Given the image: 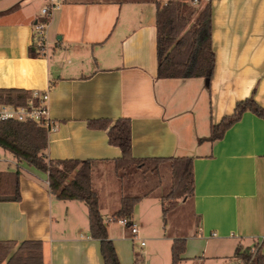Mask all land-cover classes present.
Listing matches in <instances>:
<instances>
[{"label":"crops","instance_id":"obj_1","mask_svg":"<svg viewBox=\"0 0 264 264\" xmlns=\"http://www.w3.org/2000/svg\"><path fill=\"white\" fill-rule=\"evenodd\" d=\"M37 1L0 0V90L49 92L58 131L48 135V159L113 164L121 150L89 122L129 119L134 158L194 160L195 194L173 203L166 224L163 204L146 197L133 213L135 238L108 232L120 263L172 264L178 239L187 241L179 264H246L237 249L256 244L264 255V120L247 112L223 140L203 141L238 103L253 97L264 108V0L204 1L216 56L208 88L157 77V3L167 0H64L39 57L31 55L39 54ZM14 161L1 163L21 168V200L0 203V240L42 242L45 264H104L87 206L58 200L47 174ZM121 197L120 205L99 199L107 225ZM141 234L152 247L141 241L137 253Z\"/></svg>","mask_w":264,"mask_h":264},{"label":"trees","instance_id":"obj_2","mask_svg":"<svg viewBox=\"0 0 264 264\" xmlns=\"http://www.w3.org/2000/svg\"><path fill=\"white\" fill-rule=\"evenodd\" d=\"M167 0L157 3V59L159 80L203 79L207 88L213 79L216 56L212 38V4L205 0ZM31 48L32 56L34 54ZM31 93L19 90H0V103L16 106L26 105ZM247 112L264 120V108L253 97L237 104L233 115L225 117L218 125H212L209 138L203 141L223 140L227 131L239 123ZM91 129L105 131L110 145L122 152L113 162L119 175L129 180L141 178L140 185L154 188L142 195L121 197L120 210L113 216L116 220L133 218L135 207L146 197H157L163 204L164 220L168 215L166 203L193 197L195 178L193 163L189 157L140 160L132 152V123L129 119L96 120L89 122ZM49 139L46 130L35 123H0V148L16 161L48 175L49 190L60 201L84 203L89 211L90 232L99 241L104 264H121L115 245L109 238L107 224L101 214L99 196L93 188L92 161H53L46 151ZM20 167L0 170V203L21 200ZM157 183V184H156ZM156 184V186L154 185ZM167 185L165 192L159 190ZM155 186V187H154ZM155 190V192H154ZM264 243V241H263ZM187 241L175 240L172 244V264H179L185 253ZM263 244L243 249L236 256L246 264H264ZM0 264H45L43 243H22L0 240Z\"/></svg>","mask_w":264,"mask_h":264},{"label":"built area","instance_id":"obj_3","mask_svg":"<svg viewBox=\"0 0 264 264\" xmlns=\"http://www.w3.org/2000/svg\"><path fill=\"white\" fill-rule=\"evenodd\" d=\"M44 4L41 9V19L36 22L34 30L37 37L40 56L48 54V28L50 22L63 5L64 0H43ZM195 1V5L197 4ZM50 95L49 92L33 91L31 97L23 106L0 103V123L17 122V123H35L44 128L47 134L56 133L58 131L56 122L50 116ZM108 223L117 222L119 225L128 228L134 238L139 233L138 224L130 219L116 220L109 218ZM145 246V243H142Z\"/></svg>","mask_w":264,"mask_h":264},{"label":"rangeland","instance_id":"obj_4","mask_svg":"<svg viewBox=\"0 0 264 264\" xmlns=\"http://www.w3.org/2000/svg\"><path fill=\"white\" fill-rule=\"evenodd\" d=\"M34 2H38V1L34 0ZM6 159H8V161L10 162L13 161L14 165L16 164V162L14 161V158L9 153L5 152L3 149L0 148V163L1 161H6ZM3 164L4 163L0 164V170L4 168L2 167ZM6 165H9V164L7 163ZM15 167L12 166V169ZM140 179L141 178H135V179L129 180L125 174L118 175L115 171L114 164H105V163L96 164L94 167V172H93V188L98 194L102 205H110L109 203H111V205H114V204L120 205V197L123 195V193L126 195L136 196V195H142L144 192L151 191L154 189L152 187L147 188V187H143L142 185H140V181H139ZM156 184L154 185L156 186ZM166 189H167V185L164 184L161 189H158L156 191V193H159L158 192L159 190L161 191V193L165 192ZM156 200H158V202L162 205V201L159 198H157ZM172 205H173V202L166 203L165 208L168 210H171ZM160 216L162 217L161 221L163 222V224L164 223L166 224L167 217L165 221L162 211H161ZM107 226L109 227L108 232L110 233V235L118 236L122 233L131 232L130 230H127V228L119 225L117 222L109 223ZM168 235L169 236L172 235L170 231L168 232ZM140 237L142 238L135 240L137 253L141 252L140 250L141 241L146 243L145 249H148L151 246L150 239L147 236L145 235L142 236L141 234Z\"/></svg>","mask_w":264,"mask_h":264}]
</instances>
